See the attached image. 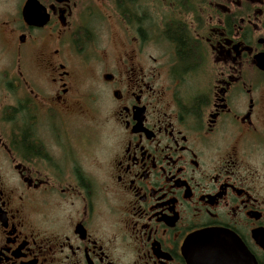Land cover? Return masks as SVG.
Instances as JSON below:
<instances>
[{"label":"flooded vegetation","instance_id":"obj_1","mask_svg":"<svg viewBox=\"0 0 264 264\" xmlns=\"http://www.w3.org/2000/svg\"><path fill=\"white\" fill-rule=\"evenodd\" d=\"M264 264V0H0V264Z\"/></svg>","mask_w":264,"mask_h":264},{"label":"water","instance_id":"obj_2","mask_svg":"<svg viewBox=\"0 0 264 264\" xmlns=\"http://www.w3.org/2000/svg\"><path fill=\"white\" fill-rule=\"evenodd\" d=\"M207 240H209L210 244H215V243L218 244V242H220L221 244H225L227 246L232 244V240L229 239L228 236H224L217 233H209L192 238L189 241V245H193V250L185 251V256H188L189 264H223L222 261L218 259L205 262L203 257L205 252L203 251L202 246H203V242ZM243 264H247V263L244 262ZM253 264L255 263L253 262Z\"/></svg>","mask_w":264,"mask_h":264}]
</instances>
